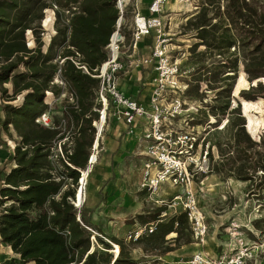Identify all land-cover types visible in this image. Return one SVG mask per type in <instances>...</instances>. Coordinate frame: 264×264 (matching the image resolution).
Wrapping results in <instances>:
<instances>
[{"label": "rangeland", "instance_id": "rangeland-1", "mask_svg": "<svg viewBox=\"0 0 264 264\" xmlns=\"http://www.w3.org/2000/svg\"><path fill=\"white\" fill-rule=\"evenodd\" d=\"M43 1L47 8L33 12L31 29L25 32L26 45L33 51L32 54L38 49H41L42 55L50 54L52 63L59 68L64 62L59 31H67L69 35L67 26L72 15L55 0ZM160 1L157 5L159 14L150 12L157 0H129L123 10L118 7L119 0L112 1L118 10L115 32H119L123 40L114 53L110 44L106 47V62L118 57L120 69L115 74L114 85L128 99L135 100L149 114H153L152 108L148 107L157 79L155 70L158 62L154 54L159 42H163L162 48L168 56L166 72H169L165 79L167 89L161 94L166 101L163 111L170 113L169 105L178 107L175 110L179 113V116L175 115V129L182 134L191 133V137L196 139L192 159L188 161L190 180L176 186L164 182L155 191L143 188L145 165L150 162L148 149L147 152L145 147L132 151L122 144L126 124L118 119L119 109L114 108L111 102L106 112L107 121L99 136L100 111L105 109L101 91L103 87L107 88V83L98 71L93 77L98 80V89H92L94 94L88 101L93 105V118L90 113L86 118H91L94 136L90 148H86L88 159L85 168L89 167L93 146L99 137L101 148L97 151L98 160L91 168L81 206L76 205L81 171L77 186L67 179L64 190L75 191L74 200H69L77 210V221H87L91 225V228L85 227L91 234L92 252H108L116 258L113 251L117 245L114 239H117L122 241L134 264H195L197 255L210 264H264V127L252 135L248 130L249 122L262 126L264 104H239L243 97L240 95L236 99L234 96L245 73L244 55L247 51L244 54L242 48H238L236 38L240 36L237 26L228 19L223 0ZM248 3H255L259 16L264 15V0H250ZM121 19L122 25L117 27ZM159 22L160 28H154ZM200 22L206 26L205 43L195 29ZM144 26L149 34H140L139 28L144 29ZM142 32L145 33V30ZM223 34L229 42L235 41L230 48L222 45ZM55 37L56 45L50 51ZM106 62L103 72L105 66H109ZM76 65H80L78 61ZM113 67L114 64H111L109 71ZM23 73L27 74L25 82L30 81V71L26 65L20 64L9 81L0 84V189L5 187L6 174L17 167L16 149L22 146L20 134L13 125L6 127L5 122L10 118V107L20 105L29 92L20 90L25 82L20 80L16 85L12 79ZM59 75L60 68L49 91L45 92L44 104L48 108L44 114L48 125L36 120L41 127L59 132L50 144L53 177L58 181L59 173L65 171L64 164H67L65 150L73 153L81 128L80 124L69 123L65 116L71 107H78V101ZM247 82L248 89L241 93L256 88L259 83L264 86V78L256 80L254 87L249 80ZM110 88L113 89V82ZM257 90L250 93L256 98L258 95L264 98V89L261 93ZM226 105L228 108L224 111ZM115 112L117 114L114 115ZM187 120L193 121L190 128L185 123ZM145 122L149 123V120L140 123L139 133H143ZM217 145H221L225 156L219 152ZM241 164L245 165L244 173L249 175L250 180L237 176ZM156 171H153L154 175ZM56 199L60 200V196ZM6 206L9 204L0 205V214ZM162 206L166 207L161 216L163 221L181 213L188 214L189 228L185 230L184 240L190 242H177V234L173 232L156 250L145 251L136 245V240L149 234L151 223L142 224L138 217H148ZM190 208L199 212V215L196 214L197 221L190 220ZM102 243L110 245L111 249H106ZM12 260L18 262V256L0 238V264Z\"/></svg>", "mask_w": 264, "mask_h": 264}, {"label": "trees", "instance_id": "trees-1", "mask_svg": "<svg viewBox=\"0 0 264 264\" xmlns=\"http://www.w3.org/2000/svg\"><path fill=\"white\" fill-rule=\"evenodd\" d=\"M55 1L67 11L79 5L77 11L70 12L72 16L67 26L69 35L67 31H59L63 49L61 58L64 59L59 67V78L78 101V107H71L65 116L69 123L81 125L80 138L75 142L73 153L69 154L65 150L66 163L69 165L63 163L65 171L59 173V181L53 177L54 167L50 159V144L59 132L36 123L48 108L44 104L45 92L49 91L59 68L52 63L50 54L42 55L41 49L34 52L37 55L32 54L33 51L26 45L25 35L31 29L33 12H40L47 5L43 0H0V84L7 83L20 64L26 65L30 71V81L25 82L27 74L24 73L12 77L16 85L20 80L25 82L20 90L29 92L20 107H10V118L5 122L6 127L13 125L22 138V146L16 149L17 167L6 174L5 187L0 189V205L9 204L0 214L1 242L10 247L19 260L7 261V264H134L130 254L125 252L122 241L117 239H114L117 245L113 251L116 259L108 252L91 251V234L85 227L91 228V225L87 221H77V210L69 200H74L75 191L64 190L67 179L77 186L80 170L87 165L86 148H90L94 136L91 126L93 105L88 101L94 94L92 89H98V80L92 76L97 75L96 70L108 59L106 47L112 45L110 40L116 30L118 10L113 0ZM223 1L226 2L224 9L228 19L237 26L240 36L236 38L238 48H242L244 54L247 51V55H244V70L248 79L243 72L234 96L236 99L243 97L239 104L263 105V97L258 95L256 98L250 93L254 89L261 93L264 89L262 83L247 92L241 91L248 89L247 80L255 82L253 85L256 86V80L264 78V15L259 16V9L255 3H248L250 0ZM195 29L205 43L206 26L200 22ZM223 36L222 45L230 48L235 44V41L229 42L225 34ZM55 45L56 37L52 39L50 51ZM77 61L79 66H86L89 74L78 68ZM227 108L228 105L224 111ZM88 113L92 115L91 118H86ZM262 127L264 119L262 126L248 124L251 135ZM88 131L92 132L89 134ZM59 140H62L61 136ZM217 147L225 156L221 145ZM244 169L245 165L241 164L237 176L250 180ZM243 174L246 176L243 177ZM57 196H60V200L56 199ZM165 211L166 207L162 206L148 217H138L142 224L156 225L151 234L137 238L136 245H140L141 249L156 250L158 245L166 242L165 237L173 232L177 234V242L184 240L185 230L189 228L188 214L181 213L163 221L161 216ZM66 231L69 235H65ZM189 242L184 240V244ZM102 244L106 249H111L110 245Z\"/></svg>", "mask_w": 264, "mask_h": 264}, {"label": "built area", "instance_id": "built-area-1", "mask_svg": "<svg viewBox=\"0 0 264 264\" xmlns=\"http://www.w3.org/2000/svg\"><path fill=\"white\" fill-rule=\"evenodd\" d=\"M159 2V3H158ZM161 1L157 0L152 7L150 8V12L152 14H159L160 8L157 7V5H160ZM55 6V5H54ZM79 9V5H76L71 8L73 12L77 11ZM71 11H68L70 13ZM157 19H154L156 21ZM143 21L146 22L145 19ZM119 23V21H118ZM119 25H117L118 27ZM147 26V25H146ZM144 26L143 28H139V32L142 35L149 34V30L147 27ZM161 23L159 22L158 25L154 26V28H160ZM142 30H145V33L142 32ZM114 35V34H113ZM112 35V37H113ZM121 36V35H120ZM111 37V40H112ZM122 40L123 37L121 36ZM110 40V42H111ZM121 42V41H120ZM119 42V43H120ZM163 42H159V45L156 47L154 54L155 61H157V79L155 80V87L152 91L151 97H150V106L148 108H152L153 114H149L145 107L138 104L135 100L128 99L124 94L120 91L116 85H114V79L115 74L120 69V67L117 65L118 57H115V59L112 62H106L109 63V68L106 70L105 73H103L104 64L96 70L97 72L100 71L101 77L105 78L107 83V88L103 87L102 93H101V99L103 102V105L105 106L104 110L100 111L101 119L103 118V115L105 113L106 115V121H107V109L110 105V102L113 103V107L116 109H119L118 119H121L127 126L128 135H135L139 133L138 128L139 125L141 127V122L149 120V123L145 122V128L143 130V133H139L142 137L141 140L148 143V157L150 159V162H148L145 165V171L143 174V188L147 189L148 191H155L161 184L164 182L171 183L173 185H179V183L184 181L190 180V172H189V162L191 161L192 152L195 147L196 139L191 137V133L182 134L179 133L178 130L175 129V124H177L176 116L179 113L175 110L178 107H174L173 105H169L170 113L166 110L163 111L164 103L166 102L162 98V93L165 92L164 90L167 89L165 83V79L169 72H166L167 67V55H165V49L162 48ZM111 64H114V67L112 71L110 70ZM78 68L83 69L87 74H89L88 69L86 66H79ZM121 66V65H120ZM94 77V76H92ZM113 82V89L111 90L110 85ZM175 88V87H171ZM105 93V95H104ZM24 98L22 99V102L17 107H20L23 103ZM164 100V101H163ZM112 107V108H113ZM117 112L114 113L117 114ZM179 116V115H178ZM148 117V118H147ZM39 122H43L44 124L48 125L46 118V115H41L40 118L37 119ZM191 122L187 120L185 123L190 128ZM194 124V123H193ZM97 149H94L93 146V152L97 153ZM93 155V154H92ZM91 155V157H92ZM90 157V160H91ZM189 161V162H188ZM90 162V161H89ZM188 164V166H187ZM157 171H156V170ZM153 171H156V174L154 175ZM191 216L190 220H198L199 212L196 209L190 208ZM201 216V215H200ZM156 229V225L154 223H151L149 225V234H151ZM204 233L201 235L202 239L204 237ZM65 235H69V232L66 231ZM195 264H210L209 261L204 260V258L201 255H197L194 258Z\"/></svg>", "mask_w": 264, "mask_h": 264}, {"label": "bare ground", "instance_id": "bare-ground-1", "mask_svg": "<svg viewBox=\"0 0 264 264\" xmlns=\"http://www.w3.org/2000/svg\"><path fill=\"white\" fill-rule=\"evenodd\" d=\"M129 2V0H119V3H118V7L121 9V10H123L124 8H125V6H126V4ZM179 6V5H178ZM119 9V10H120ZM122 22H123V19H121L120 21H119V27L122 25ZM114 34L115 35H113V37H112V39H113V41L111 40V42H112V45L110 46V48L112 49V51H113V53L114 52H116V50H117V45H118V43L122 40V38H121V36H120V34H119V32H114ZM110 42V43H111ZM109 68V66L107 65V67L105 66V69H104V72L103 73H105L106 72V70ZM105 121H106V115H105V113H104V115H103V118L101 119V121H100V123L98 124V126H99V136H101L102 135V131H103V128H104V126H105ZM99 145H100V138L98 137L97 138V140L95 141V144H94V149L96 150H98L99 149ZM97 153L96 152H94L93 153V155H92V157H91V160H90V162H89V167L88 168H85V169H81L80 171H81V173H82V175H81V177H82V180L80 181V185H81V187H80V189L78 188L77 189V197H76V205L79 207V206H81L82 205V202H83V198H84V189H85V185L87 184V180H88V178H89V175H90V173H91V168H92V166L93 165H95L96 163H97ZM93 171V170H92ZM93 173V172H92ZM87 187V186H86ZM78 199V200H77Z\"/></svg>", "mask_w": 264, "mask_h": 264}, {"label": "crops", "instance_id": "crops-1", "mask_svg": "<svg viewBox=\"0 0 264 264\" xmlns=\"http://www.w3.org/2000/svg\"><path fill=\"white\" fill-rule=\"evenodd\" d=\"M135 89L137 90L138 87H136ZM124 128H125L126 134L123 137L122 144L128 148H131L132 151H135V149L140 150L141 147H145L146 151L145 150H141V151L147 152L148 143L141 140L142 137L140 136V134L137 133L135 135H128L126 125H124ZM99 148H101V139H100Z\"/></svg>", "mask_w": 264, "mask_h": 264}, {"label": "water", "instance_id": "water-1", "mask_svg": "<svg viewBox=\"0 0 264 264\" xmlns=\"http://www.w3.org/2000/svg\"><path fill=\"white\" fill-rule=\"evenodd\" d=\"M118 24H119V23H117V25H118ZM254 83H255V82L252 83V87L254 86V85H253ZM115 259H116V258H115ZM113 262H114V261H113Z\"/></svg>", "mask_w": 264, "mask_h": 264}]
</instances>
